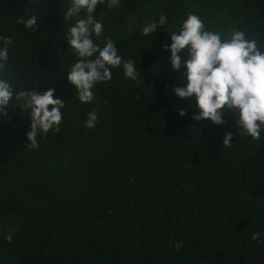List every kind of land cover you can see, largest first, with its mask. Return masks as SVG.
<instances>
[{
    "label": "trees",
    "instance_id": "trees-1",
    "mask_svg": "<svg viewBox=\"0 0 264 264\" xmlns=\"http://www.w3.org/2000/svg\"><path fill=\"white\" fill-rule=\"evenodd\" d=\"M68 6L0 0V38L12 41L0 77L14 92L54 88L66 102L61 131L38 135L31 150L29 110L0 117V264H264V244L251 239L260 232L264 240V130L258 141L239 135L226 109L223 125L193 121L195 97L173 94L186 86L183 65L173 71L162 50L195 14L205 30L222 39L243 31L264 51V0H120L111 10L105 0L93 13L103 35L92 39L101 48L112 39L143 83L114 67L83 104L67 81L79 59L63 40L75 22L63 19ZM31 14L39 17L35 32L16 22ZM161 15L167 23L144 36ZM226 133L231 147L223 146Z\"/></svg>",
    "mask_w": 264,
    "mask_h": 264
},
{
    "label": "clouds",
    "instance_id": "clouds-1",
    "mask_svg": "<svg viewBox=\"0 0 264 264\" xmlns=\"http://www.w3.org/2000/svg\"><path fill=\"white\" fill-rule=\"evenodd\" d=\"M105 0H69V6L64 11V21L75 19L63 35L67 50L79 57L69 71L67 81L75 89V99L80 103H89L95 98L93 91L96 84L110 81L111 69L123 66L126 79L140 81V71L132 60H123L112 39H107L101 48L94 43L92 36L103 35V24L93 13L104 4ZM120 6V0H107L111 10ZM18 24L35 32L39 27V17L31 14L27 19L20 16ZM167 18L161 15L159 21L148 23L142 29V34L148 36L157 32V27H163ZM3 47L0 48V73L7 67L9 56L8 45L12 43L8 37L0 38ZM170 44L163 51L170 52V64L173 71L180 70L183 65L187 83L184 87H176L173 94L181 100L195 97V107L199 113L193 115V121H210L220 126L224 124L221 110L232 111L236 117L235 123L239 135L260 140L264 130V51L260 50L257 40L249 39L240 30H231L230 35L221 38V34L205 30L203 21L195 14H189L180 24L178 31L170 34ZM187 51L188 58L184 61L180 53ZM54 88H48L39 93L36 89L14 92L7 78L0 77V117H7L11 108L19 107L28 111L30 125L26 132L27 148L39 147L37 137L50 131H61L63 120L62 109L66 102L54 98ZM15 100L16 105L10 106ZM18 105V106H17ZM49 106H51L49 108ZM178 115H186L180 110ZM97 111L88 113L85 127L94 128L97 122ZM232 133H226L223 146L231 147ZM251 239L261 240V233L254 232ZM5 240L12 242V233L5 235ZM172 243V242H170ZM179 250L181 243H174Z\"/></svg>",
    "mask_w": 264,
    "mask_h": 264
}]
</instances>
